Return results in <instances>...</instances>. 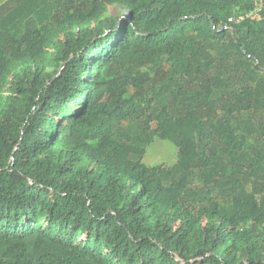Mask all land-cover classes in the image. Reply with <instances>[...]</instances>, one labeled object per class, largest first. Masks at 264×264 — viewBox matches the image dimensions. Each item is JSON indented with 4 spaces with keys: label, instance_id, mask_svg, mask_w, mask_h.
<instances>
[{
    "label": "trees",
    "instance_id": "obj_1",
    "mask_svg": "<svg viewBox=\"0 0 264 264\" xmlns=\"http://www.w3.org/2000/svg\"><path fill=\"white\" fill-rule=\"evenodd\" d=\"M257 2L0 5V264H264Z\"/></svg>",
    "mask_w": 264,
    "mask_h": 264
},
{
    "label": "rangeland",
    "instance_id": "obj_2",
    "mask_svg": "<svg viewBox=\"0 0 264 264\" xmlns=\"http://www.w3.org/2000/svg\"><path fill=\"white\" fill-rule=\"evenodd\" d=\"M6 0H0V5L5 2ZM117 12V8H111L107 15H112ZM54 67L47 66V70L51 71ZM129 130L134 134L138 135L141 133V129L137 125L129 126ZM165 142L158 137H152L149 141L146 153L142 158V162L145 163L147 166H156L160 164H167V165H175L176 164V155L172 154L167 147L165 146Z\"/></svg>",
    "mask_w": 264,
    "mask_h": 264
},
{
    "label": "built area",
    "instance_id": "obj_3",
    "mask_svg": "<svg viewBox=\"0 0 264 264\" xmlns=\"http://www.w3.org/2000/svg\"><path fill=\"white\" fill-rule=\"evenodd\" d=\"M262 5H263V0H258L257 9L256 10L260 9L262 7ZM234 20H235V18H230L229 19L230 22H233Z\"/></svg>",
    "mask_w": 264,
    "mask_h": 264
}]
</instances>
